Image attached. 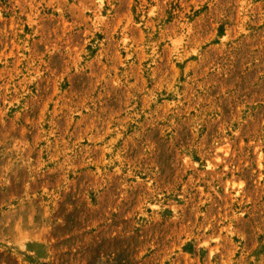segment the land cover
I'll list each match as a JSON object with an SVG mask.
<instances>
[{
    "label": "rangeland",
    "instance_id": "obj_1",
    "mask_svg": "<svg viewBox=\"0 0 264 264\" xmlns=\"http://www.w3.org/2000/svg\"><path fill=\"white\" fill-rule=\"evenodd\" d=\"M0 264H264V0H0Z\"/></svg>",
    "mask_w": 264,
    "mask_h": 264
}]
</instances>
